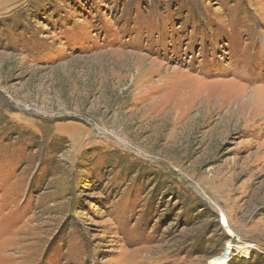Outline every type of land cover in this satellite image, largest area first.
<instances>
[{
  "label": "rangeland",
  "instance_id": "1",
  "mask_svg": "<svg viewBox=\"0 0 264 264\" xmlns=\"http://www.w3.org/2000/svg\"><path fill=\"white\" fill-rule=\"evenodd\" d=\"M223 260L264 264V0H0V264Z\"/></svg>",
  "mask_w": 264,
  "mask_h": 264
},
{
  "label": "bare ground",
  "instance_id": "2",
  "mask_svg": "<svg viewBox=\"0 0 264 264\" xmlns=\"http://www.w3.org/2000/svg\"><path fill=\"white\" fill-rule=\"evenodd\" d=\"M230 82L231 81H227L225 84L230 83ZM235 88H238L237 90H239V91L236 92V95L239 96V97L244 95L242 91L245 92V90L247 89L245 86H238L237 84H236ZM250 91H258V88H253ZM218 264H220V262H218ZM221 264H226V262H224V260H223V262Z\"/></svg>",
  "mask_w": 264,
  "mask_h": 264
}]
</instances>
